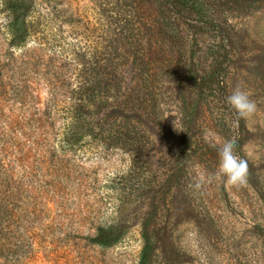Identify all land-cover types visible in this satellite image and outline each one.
Instances as JSON below:
<instances>
[{
    "label": "rangeland",
    "instance_id": "obj_1",
    "mask_svg": "<svg viewBox=\"0 0 264 264\" xmlns=\"http://www.w3.org/2000/svg\"><path fill=\"white\" fill-rule=\"evenodd\" d=\"M38 11L27 79L43 100L62 109L80 83L113 87L94 106L105 142L61 153L34 140L13 156L29 173L31 264H138L145 233L148 264H264V0H37ZM237 86L257 104L248 120L227 103ZM206 130L237 139L245 186L212 176ZM195 166L210 177L199 189ZM100 225L129 234L89 246Z\"/></svg>",
    "mask_w": 264,
    "mask_h": 264
},
{
    "label": "trees",
    "instance_id": "obj_2",
    "mask_svg": "<svg viewBox=\"0 0 264 264\" xmlns=\"http://www.w3.org/2000/svg\"><path fill=\"white\" fill-rule=\"evenodd\" d=\"M0 24L6 42L0 55V264H31L38 262L33 249L32 216L29 202V173L16 171L15 153L21 154L26 142L52 141L58 152L77 151L90 142L106 140L107 123L99 122L94 106L110 98L113 87L110 77L75 86L71 97L64 99L60 109L52 100H43L38 89L27 79V69L35 57L31 44L45 26L37 12V0H0ZM93 73L102 76L94 68ZM110 76V75H109ZM8 102V106L6 104ZM8 108L10 115L5 114ZM30 128H35L31 131ZM46 128H62L45 132ZM127 226H98L85 237L89 246L111 249L125 240ZM138 264H148L153 252L147 233ZM36 257V258H35Z\"/></svg>",
    "mask_w": 264,
    "mask_h": 264
},
{
    "label": "clouds",
    "instance_id": "obj_3",
    "mask_svg": "<svg viewBox=\"0 0 264 264\" xmlns=\"http://www.w3.org/2000/svg\"><path fill=\"white\" fill-rule=\"evenodd\" d=\"M227 103L235 110L239 119L248 120L257 112V104L239 86L227 97ZM173 124L175 125V120ZM205 140L209 142L210 147L218 150L220 158L218 171L212 176L216 179L226 178L225 182L231 186H245L249 177V163L247 159L236 154L237 139L225 140L206 130ZM244 151L247 156L252 155L247 146ZM195 172L193 186L199 189L210 177L206 172L200 170L199 166H195Z\"/></svg>",
    "mask_w": 264,
    "mask_h": 264
}]
</instances>
